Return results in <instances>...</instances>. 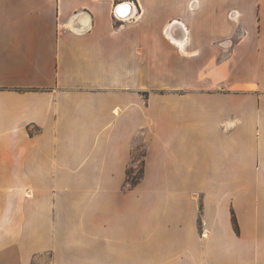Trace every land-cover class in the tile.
I'll return each mask as SVG.
<instances>
[{"label": "crops", "instance_id": "crops-1", "mask_svg": "<svg viewBox=\"0 0 264 264\" xmlns=\"http://www.w3.org/2000/svg\"><path fill=\"white\" fill-rule=\"evenodd\" d=\"M0 264H264V0H0Z\"/></svg>", "mask_w": 264, "mask_h": 264}, {"label": "rangeland", "instance_id": "rangeland-1", "mask_svg": "<svg viewBox=\"0 0 264 264\" xmlns=\"http://www.w3.org/2000/svg\"><path fill=\"white\" fill-rule=\"evenodd\" d=\"M140 147L138 148V151L134 153V159L132 163H130L126 169V185L128 187L133 186L134 184L132 183H134L136 180L139 181L142 176V173H140V171H141V168H143L142 167V156H143L144 150L142 147L141 148Z\"/></svg>", "mask_w": 264, "mask_h": 264}, {"label": "bare ground", "instance_id": "bare-ground-1", "mask_svg": "<svg viewBox=\"0 0 264 264\" xmlns=\"http://www.w3.org/2000/svg\"><path fill=\"white\" fill-rule=\"evenodd\" d=\"M130 10H129V9ZM127 10V11H126ZM132 11V5L130 3H126V5H118L116 8V13L118 14L119 17L124 18L127 16L128 12Z\"/></svg>", "mask_w": 264, "mask_h": 264}, {"label": "built area", "instance_id": "built-area-1", "mask_svg": "<svg viewBox=\"0 0 264 264\" xmlns=\"http://www.w3.org/2000/svg\"><path fill=\"white\" fill-rule=\"evenodd\" d=\"M120 4H121V5H122V4L124 5V4H126V3H124V2L118 3V4L116 5V8H117V6L120 5ZM116 8H115V13H114V17H115L116 19H126L127 17H129V14H128L127 16H125L124 18L119 17L118 14L116 13Z\"/></svg>", "mask_w": 264, "mask_h": 264}, {"label": "trees", "instance_id": "trees-1", "mask_svg": "<svg viewBox=\"0 0 264 264\" xmlns=\"http://www.w3.org/2000/svg\"><path fill=\"white\" fill-rule=\"evenodd\" d=\"M142 171H143V168H141L140 173H142ZM136 181H138V180H136ZM136 181H135V182H136ZM135 182L132 183V184H135ZM130 184H131V183H130ZM232 223H233L234 225H237L236 218H235L234 216H232Z\"/></svg>", "mask_w": 264, "mask_h": 264}, {"label": "water", "instance_id": "water-1", "mask_svg": "<svg viewBox=\"0 0 264 264\" xmlns=\"http://www.w3.org/2000/svg\"><path fill=\"white\" fill-rule=\"evenodd\" d=\"M126 5V4H125ZM128 15V14H127Z\"/></svg>", "mask_w": 264, "mask_h": 264}]
</instances>
